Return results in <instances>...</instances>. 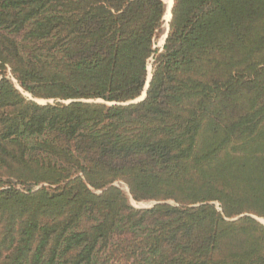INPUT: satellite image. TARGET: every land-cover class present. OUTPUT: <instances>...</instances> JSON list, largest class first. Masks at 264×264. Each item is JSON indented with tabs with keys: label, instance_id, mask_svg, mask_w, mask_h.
I'll return each instance as SVG.
<instances>
[{
	"label": "trees",
	"instance_id": "1",
	"mask_svg": "<svg viewBox=\"0 0 264 264\" xmlns=\"http://www.w3.org/2000/svg\"><path fill=\"white\" fill-rule=\"evenodd\" d=\"M166 12L0 0V264H264V0Z\"/></svg>",
	"mask_w": 264,
	"mask_h": 264
},
{
	"label": "rangeland",
	"instance_id": "2",
	"mask_svg": "<svg viewBox=\"0 0 264 264\" xmlns=\"http://www.w3.org/2000/svg\"><path fill=\"white\" fill-rule=\"evenodd\" d=\"M167 1V0H166ZM167 5V3H166ZM168 20L165 18V23H164V32L163 34L161 35V38L158 40L157 44H156V47L158 48H162L163 45H164V41H165V37H166V34H167V29H168ZM151 72H152V66L151 64L149 65L148 67V76L151 75ZM27 96H29L28 94H26ZM40 103H44V101H40ZM120 187L126 192V194H129V190L127 188V186L125 184H120ZM130 202H131V205L135 208H149L152 206V203L150 202H142V203H138L136 201H134L133 199L130 198ZM260 222L264 223V220H260Z\"/></svg>",
	"mask_w": 264,
	"mask_h": 264
},
{
	"label": "water",
	"instance_id": "3",
	"mask_svg": "<svg viewBox=\"0 0 264 264\" xmlns=\"http://www.w3.org/2000/svg\"><path fill=\"white\" fill-rule=\"evenodd\" d=\"M172 7H173V5H172ZM172 7H171V12H172ZM170 20H171V17H170ZM168 32H169V26H168V29H167V34H166L165 40H166V38L168 36ZM150 81H151V75H150V78L147 80L146 87H145V91H144L143 95L137 101H135V102H140V101H143L145 99L146 94H147V90L149 88Z\"/></svg>",
	"mask_w": 264,
	"mask_h": 264
},
{
	"label": "bare ground",
	"instance_id": "4",
	"mask_svg": "<svg viewBox=\"0 0 264 264\" xmlns=\"http://www.w3.org/2000/svg\"><path fill=\"white\" fill-rule=\"evenodd\" d=\"M166 3H167V12L165 18L169 21L171 17V7L173 5V0H167ZM149 78L150 76H148V79Z\"/></svg>",
	"mask_w": 264,
	"mask_h": 264
}]
</instances>
